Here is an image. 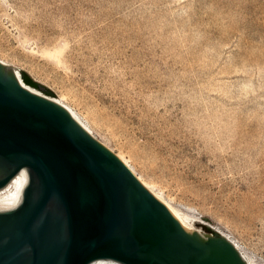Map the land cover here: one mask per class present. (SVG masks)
Listing matches in <instances>:
<instances>
[{"label":"rangeland","instance_id":"374dc122","mask_svg":"<svg viewBox=\"0 0 264 264\" xmlns=\"http://www.w3.org/2000/svg\"><path fill=\"white\" fill-rule=\"evenodd\" d=\"M0 59L264 264V0H0Z\"/></svg>","mask_w":264,"mask_h":264},{"label":"water","instance_id":"95a60500","mask_svg":"<svg viewBox=\"0 0 264 264\" xmlns=\"http://www.w3.org/2000/svg\"><path fill=\"white\" fill-rule=\"evenodd\" d=\"M11 179L0 264H247L220 234L186 231L115 152L0 61V188Z\"/></svg>","mask_w":264,"mask_h":264},{"label":"bare ground","instance_id":"6f19581e","mask_svg":"<svg viewBox=\"0 0 264 264\" xmlns=\"http://www.w3.org/2000/svg\"><path fill=\"white\" fill-rule=\"evenodd\" d=\"M0 61L3 64H7V65H11L9 62L0 59ZM14 67V66H12ZM16 74L18 75V78L20 79V82H22V84L30 89L31 91H33L34 93L40 94L42 96H46L47 98L58 102L59 104H61L62 106H64L74 117V119L85 129L87 130L90 134H92L95 138H97L98 140H100L92 131V129L89 127L88 124V120L86 119V117L77 112L73 107H71L70 105L66 104L65 102H63L60 99L57 98H52L44 93H42L40 90H38L37 88H35L34 86H31L29 84H27L22 76L21 73L19 71L18 68L14 67ZM102 142V141H101ZM103 144H105L104 142H102ZM106 145V144H105ZM107 146V145H106ZM109 148V147H108ZM118 156V155H117ZM119 157V156H118ZM125 164L126 166H128L132 172L138 177V179L142 182V184L148 189L150 190L153 195L155 197H157L162 203H164L167 208L170 210V212L180 221V223L182 224V226L184 227V229L188 232H194L195 230H197L200 234L204 235L198 228L199 224H207V225H211L214 230L220 234L221 236L225 237L226 239H228L236 248L237 250L240 252L242 258L244 259V261H246L247 264H256V262L253 260V258L247 254L242 247L239 245V243L233 238V236L231 234H229L227 231L223 230L221 227L219 226H213L210 222H208L205 218L204 215H200V216H195L192 213H189L187 211H184L182 208H179L177 206H175L174 204L170 203L169 201H167L162 194H160L158 191H156L153 186L148 183L146 180H144L141 176L137 175V173L134 171V169L132 168V166H130L128 164V161L123 158V157H119ZM16 182L15 180H10L7 185L3 188H0V200L4 199L5 197L9 196L14 188H15ZM206 236V235H204ZM208 236V235H207ZM118 262L116 260H111V259H99L96 261H93L90 264H117Z\"/></svg>","mask_w":264,"mask_h":264},{"label":"trees","instance_id":"16d2710c","mask_svg":"<svg viewBox=\"0 0 264 264\" xmlns=\"http://www.w3.org/2000/svg\"><path fill=\"white\" fill-rule=\"evenodd\" d=\"M22 77H23V80L31 85V86H34L35 88H41V89H44V91L47 93V94H50L52 95V91L51 90H48V89H45L41 86V84L37 81H35L27 72H23L22 73Z\"/></svg>","mask_w":264,"mask_h":264}]
</instances>
